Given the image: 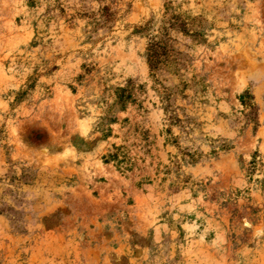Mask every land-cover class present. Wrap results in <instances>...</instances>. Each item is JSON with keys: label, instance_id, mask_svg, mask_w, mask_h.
Wrapping results in <instances>:
<instances>
[{"label": "rangeland", "instance_id": "obj_1", "mask_svg": "<svg viewBox=\"0 0 264 264\" xmlns=\"http://www.w3.org/2000/svg\"><path fill=\"white\" fill-rule=\"evenodd\" d=\"M0 264H264V0H0Z\"/></svg>", "mask_w": 264, "mask_h": 264}, {"label": "trees", "instance_id": "obj_2", "mask_svg": "<svg viewBox=\"0 0 264 264\" xmlns=\"http://www.w3.org/2000/svg\"><path fill=\"white\" fill-rule=\"evenodd\" d=\"M149 27H150V25L147 22L142 27H140V29L145 31V30H148ZM162 48H163V45H161V42L157 41L155 39V36L153 35L151 37V41L149 42V45L147 47V53H146L148 66H149L151 71L156 70L158 68V65L163 62V59H161V56H163L165 53L162 51ZM119 91L121 94L118 95V98H119V100H122L125 97V95H124L125 90H123V88H120ZM247 97H249V96H247V94H241L239 96L241 102L244 105H246L248 107H252L253 105L251 104V102H248L246 100ZM116 156H117V154H110L109 158L110 159H116L117 158Z\"/></svg>", "mask_w": 264, "mask_h": 264}]
</instances>
